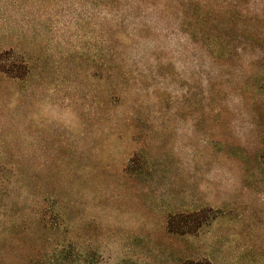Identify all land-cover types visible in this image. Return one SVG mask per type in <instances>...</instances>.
I'll return each mask as SVG.
<instances>
[{
	"label": "rangeland",
	"instance_id": "obj_1",
	"mask_svg": "<svg viewBox=\"0 0 264 264\" xmlns=\"http://www.w3.org/2000/svg\"><path fill=\"white\" fill-rule=\"evenodd\" d=\"M188 261L264 264V0H0V264Z\"/></svg>",
	"mask_w": 264,
	"mask_h": 264
},
{
	"label": "trees",
	"instance_id": "obj_2",
	"mask_svg": "<svg viewBox=\"0 0 264 264\" xmlns=\"http://www.w3.org/2000/svg\"><path fill=\"white\" fill-rule=\"evenodd\" d=\"M210 219L208 210L202 209L191 213L170 215L167 219V232L173 235H193L198 232ZM187 264H204L188 261ZM206 264V263H205ZM208 264V263H207Z\"/></svg>",
	"mask_w": 264,
	"mask_h": 264
}]
</instances>
